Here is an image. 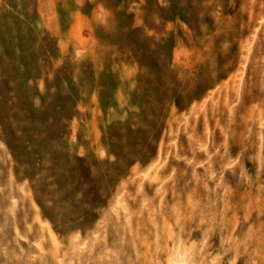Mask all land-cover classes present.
I'll return each mask as SVG.
<instances>
[{"label":"rangeland","instance_id":"1","mask_svg":"<svg viewBox=\"0 0 264 264\" xmlns=\"http://www.w3.org/2000/svg\"><path fill=\"white\" fill-rule=\"evenodd\" d=\"M37 1L0 0V264H264V0H67L143 60L86 107L70 48L49 108L44 54L18 58Z\"/></svg>","mask_w":264,"mask_h":264},{"label":"bare ground","instance_id":"2","mask_svg":"<svg viewBox=\"0 0 264 264\" xmlns=\"http://www.w3.org/2000/svg\"><path fill=\"white\" fill-rule=\"evenodd\" d=\"M80 1V0H76ZM29 2V0H28ZM53 2V1H52ZM59 2L60 13L54 10L52 16L48 19L45 18L44 22V5L42 0H38L36 3V9L39 11V21L36 22V26H31L29 23L32 21V12L29 8L27 12L25 23L30 27L29 39L27 42L21 44L22 53L19 55V60L25 62L27 66L30 63H35L37 59H40L42 55L46 58L44 62L45 72L42 75L46 77V81L42 80L39 85L40 94L46 100V106H50L51 102L60 99L62 96V89L60 85H55L57 82L53 81L54 76L65 78V73L61 67H69L66 61L71 60L74 52L71 49H85V55L90 58L92 71L85 73L86 77L78 87V99L76 100L78 105L84 104L89 106L93 100H102L107 87V78L102 67L108 65V63L117 59H130L132 61H142L143 56H135L131 53L130 57L122 56L118 54L116 57L112 56L113 53H118L121 42L128 35L113 34L114 17L104 16L103 10L99 9L100 15H103V22H98L99 18L94 10L89 19L75 18L72 26L66 29V26L71 21V14H69V8L75 7L77 11L85 10V4L76 6L67 0H54V3ZM111 7L115 5V2H110ZM69 9V10H68ZM3 10L0 9V13ZM109 14V13H108ZM7 18V16H5ZM8 19V18H7ZM76 30L74 32L71 30ZM85 32V34H82ZM118 40L116 45L112 42ZM55 41V42H54ZM71 45L68 46L67 44ZM120 43V44H119ZM134 46V45H133ZM147 46V45H146ZM132 48V46H130ZM71 48V49H70ZM114 55V54H113ZM28 75H34L35 71L27 72ZM91 74V75H90ZM51 87V93L42 92V85ZM28 97V94L26 95ZM51 99V100H50ZM63 100V99H61ZM62 110L59 114L67 112L68 103L66 100L62 101ZM42 114V113H41Z\"/></svg>","mask_w":264,"mask_h":264}]
</instances>
